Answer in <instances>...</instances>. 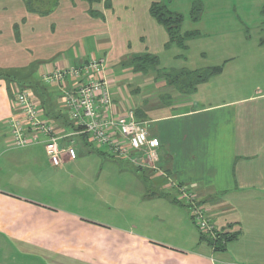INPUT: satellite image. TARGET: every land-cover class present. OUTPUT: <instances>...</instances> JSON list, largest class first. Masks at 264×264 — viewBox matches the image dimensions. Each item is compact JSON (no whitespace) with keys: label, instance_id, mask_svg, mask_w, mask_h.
<instances>
[{"label":"crops","instance_id":"1","mask_svg":"<svg viewBox=\"0 0 264 264\" xmlns=\"http://www.w3.org/2000/svg\"><path fill=\"white\" fill-rule=\"evenodd\" d=\"M196 1L202 10L193 21L190 12ZM153 2L178 11L172 0H57L49 14L40 15L29 11L25 0H0V264H264V48L245 62L237 51L224 59L219 74L187 93L179 92L166 79L171 70L158 65L144 72L136 67L135 57L150 54L159 60L165 50L178 47L167 45L166 30L149 12ZM184 7L193 23L183 25L186 16L181 13V33L223 34L221 28L214 30L223 21L214 11L216 2L187 0ZM93 60H102L113 113L132 109L149 137L157 140L158 171L116 160L83 134L74 136L80 143L76 158H66L60 167L78 162L91 148L109 158L103 159L108 166L126 173L138 170L150 194L169 196L173 203L178 186L191 189L204 204H212L208 217L218 232L237 234L223 252L201 241L196 226L198 239L191 243L184 236L182 242L167 239L168 229L176 235L187 228V206L184 218H179L185 222L183 229H176L172 215H167L172 228L156 225L152 216L148 235L84 218L66 210L57 193L39 192L42 184L60 179V167L49 163L43 144L10 146L6 123L15 112V91L31 93L41 117L64 136L65 145L75 127L63 109L61 90L47 89L43 77L56 68ZM226 74H231L232 86L249 81L254 90L236 97ZM221 82L227 84L224 93L229 97L222 98L227 100L206 99L216 92L207 84ZM71 85L69 79L64 83L65 88ZM218 200L231 207L216 205Z\"/></svg>","mask_w":264,"mask_h":264},{"label":"rangeland","instance_id":"2","mask_svg":"<svg viewBox=\"0 0 264 264\" xmlns=\"http://www.w3.org/2000/svg\"><path fill=\"white\" fill-rule=\"evenodd\" d=\"M172 1L175 2L179 13L186 16L183 25L188 23L192 27L193 22L190 18H187L188 11L184 7L187 0ZM213 1L218 5V9L213 10L215 13L217 12L218 17L223 18V21L218 23L214 27V30L221 28V33L223 34H199L195 38L192 37L187 42V49L183 50L173 45L159 55V66L161 68H165L167 71L171 70V74H176L175 72L181 68L188 71L218 65H221L223 68L224 59H227L237 51H240V55L237 58L245 62L250 54H256L255 51L264 48V43H260V37L264 36V0ZM236 18L238 19L237 23L239 22L240 28H243L241 30L242 35L237 32L238 24L234 22ZM163 28L166 30L165 27ZM203 53L205 55L202 58L201 54ZM245 73L248 74L247 72ZM226 75V83L234 90L236 97L243 96L254 90V87L250 86L249 81L240 87L232 86L231 74ZM227 84L226 86L222 82L219 86L216 84H207L211 89L216 90V94L208 95L205 98L211 102L227 100L222 99L229 97L228 92L224 93ZM209 86H206V88ZM46 87L47 89L52 88L49 86ZM219 88L221 89L219 90ZM40 111L41 109H39L38 118L47 121V119L41 117ZM66 116L68 118L67 113ZM73 139L75 148L78 149L80 143L75 138ZM90 149L86 148L85 154H82L83 156L78 159V162L74 163L76 165L68 163L60 167L58 172L60 179L54 180L55 182H49L48 184H42L39 192L41 194L57 193V200L59 199V202L64 204L66 210L76 212L84 218L103 222L104 224H111L116 227L129 228L136 233L152 234V222L150 221L152 216H155L157 220L156 222L153 221L156 225L172 228L170 217L167 216L172 215L177 219L176 229L184 228L185 222L180 221L179 218L183 213L185 215L186 210H184V207L186 206L181 207L174 204V202L172 203L169 196L150 194L152 191L146 189L148 181L145 178L143 179L141 173L135 171H127L128 173H126L119 170L117 166H108L107 163H103V159L107 160L109 159L108 157H101L94 154ZM89 150L90 152H88ZM134 176L138 180H135ZM57 183L60 185L55 188L53 184ZM181 187L183 186H178V190ZM188 191L193 194V201L205 207L206 214L208 215L209 207L212 204H204L198 199L196 192L191 191V189ZM170 194L174 195V192ZM177 194L178 192L175 193L174 198L180 202L177 199ZM220 203L223 204L221 205L222 208L228 209L231 207L226 202L222 203L220 200H218L216 205ZM221 206H217V208H221ZM166 208L170 211H165ZM191 222V220L190 222L187 220L189 224L185 231L182 232L183 234H179L178 232L174 235V232L168 229V236L170 237L167 239H175L177 242H182L181 236H184V240L186 239L189 243L194 241L196 236V239H198V232L193 222ZM213 230L218 231L215 224H213ZM206 236L208 235L206 234ZM217 252L220 253V251Z\"/></svg>","mask_w":264,"mask_h":264},{"label":"built area","instance_id":"3","mask_svg":"<svg viewBox=\"0 0 264 264\" xmlns=\"http://www.w3.org/2000/svg\"><path fill=\"white\" fill-rule=\"evenodd\" d=\"M102 60L80 63L64 69H54L43 77L46 86H57L61 103L69 121L75 127L63 145L64 136L57 133L50 121L38 118L39 105L28 90H16L14 114L7 120L12 148L43 144L46 157L53 167H60L64 160L77 156L74 136L83 134L98 150L116 160H127L137 168L158 171L157 140L150 138L146 125L132 109L123 115L113 113L107 81L102 77ZM72 82L70 88L64 83ZM193 194L185 187L178 190L177 199L187 206L191 221L204 235L215 237L213 223L205 207L193 201Z\"/></svg>","mask_w":264,"mask_h":264},{"label":"trees","instance_id":"4","mask_svg":"<svg viewBox=\"0 0 264 264\" xmlns=\"http://www.w3.org/2000/svg\"><path fill=\"white\" fill-rule=\"evenodd\" d=\"M93 1V0H88ZM57 0H25L26 7L29 11L36 12L40 15L49 14ZM202 5L199 1L193 3L191 8V19L196 21L199 18L200 12L202 10ZM149 12L155 20L166 28L168 34V43L175 44L180 48H185V42L187 39L195 37L198 33L195 31L181 33V25L183 22V15L179 12L170 11L165 5L159 2H153L150 5ZM260 43H264V37L260 39ZM134 60L139 61L136 65L144 72L149 70L157 69L159 65L158 57L150 54H143L141 56L135 57ZM222 70V66L207 67L205 69H198L195 71H188L186 69H180L175 72L176 74H171V71L166 73V79L170 85H173L179 92L187 93L189 90L194 89L198 84L206 81L213 75L219 74ZM0 76L2 73L0 71ZM139 119V118H138ZM140 120V119H139ZM138 170H136L137 172ZM177 204H181L175 198L173 199ZM200 240L204 241L210 246L213 251L223 252L226 249L227 244L232 242L237 234H230L224 232L216 231L215 237H208L202 232L199 234Z\"/></svg>","mask_w":264,"mask_h":264}]
</instances>
